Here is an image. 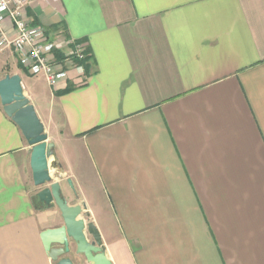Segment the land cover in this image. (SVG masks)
Returning a JSON list of instances; mask_svg holds the SVG:
<instances>
[{"label": "crops", "instance_id": "0c3cea01", "mask_svg": "<svg viewBox=\"0 0 264 264\" xmlns=\"http://www.w3.org/2000/svg\"><path fill=\"white\" fill-rule=\"evenodd\" d=\"M26 17L91 56L82 75L59 63L58 88L8 75L110 261L264 264V0H28ZM31 150L0 103V264H56L41 236L64 220Z\"/></svg>", "mask_w": 264, "mask_h": 264}, {"label": "water", "instance_id": "95a60500", "mask_svg": "<svg viewBox=\"0 0 264 264\" xmlns=\"http://www.w3.org/2000/svg\"><path fill=\"white\" fill-rule=\"evenodd\" d=\"M0 103L32 147L31 170L34 185L40 189L38 202L46 208L57 207L64 220L62 227L47 230L41 236L49 257L56 264H113L97 227L86 219V207L69 204L62 194L60 166L54 160L55 145L49 143L44 124L24 94L20 75H7L0 80ZM52 170L57 174H52ZM67 182L73 188L72 181ZM72 253L78 263L71 258Z\"/></svg>", "mask_w": 264, "mask_h": 264}, {"label": "built area", "instance_id": "2783aa9c", "mask_svg": "<svg viewBox=\"0 0 264 264\" xmlns=\"http://www.w3.org/2000/svg\"><path fill=\"white\" fill-rule=\"evenodd\" d=\"M27 6L28 0H0V52L13 49L23 68L32 75L44 74L52 88H58L59 81L69 75L59 63L70 64L82 75L81 63L87 58L84 44L66 38L52 40L44 28L26 17ZM6 23L12 27L13 35L7 31ZM65 50L70 54L62 62L55 53Z\"/></svg>", "mask_w": 264, "mask_h": 264}, {"label": "rangeland", "instance_id": "374dc122", "mask_svg": "<svg viewBox=\"0 0 264 264\" xmlns=\"http://www.w3.org/2000/svg\"><path fill=\"white\" fill-rule=\"evenodd\" d=\"M21 70L23 71V69L19 65V60L17 58V54L13 49H9V50H6L4 52H0V77H2L3 75L17 73V71L21 72ZM22 76L25 79L24 74ZM24 82H25V80H24ZM70 188L76 192L75 187L72 188L70 186Z\"/></svg>", "mask_w": 264, "mask_h": 264}, {"label": "trees", "instance_id": "16d2710c", "mask_svg": "<svg viewBox=\"0 0 264 264\" xmlns=\"http://www.w3.org/2000/svg\"><path fill=\"white\" fill-rule=\"evenodd\" d=\"M86 54H87V58H86V60H85L83 63H81V64L85 66V69L89 70L88 62L90 61L91 56L88 55V51H86ZM55 55H56V57L58 58V60H60V61H62V60L65 59L64 55H63L61 52H56ZM20 64H21V63H20ZM20 66H21V65H20ZM22 67H23V66H22ZM22 67H21V68H22ZM22 69H23V70H26L25 68H22ZM26 71H27V70H26ZM72 89H73V88L69 87V88H67L66 90L62 91L61 94H63V93H68V92H70Z\"/></svg>", "mask_w": 264, "mask_h": 264}, {"label": "bare ground", "instance_id": "6f19581e", "mask_svg": "<svg viewBox=\"0 0 264 264\" xmlns=\"http://www.w3.org/2000/svg\"><path fill=\"white\" fill-rule=\"evenodd\" d=\"M86 82V81H85Z\"/></svg>", "mask_w": 264, "mask_h": 264}]
</instances>
